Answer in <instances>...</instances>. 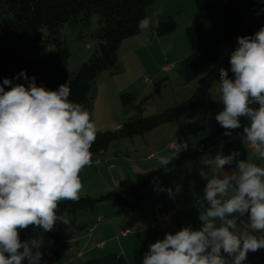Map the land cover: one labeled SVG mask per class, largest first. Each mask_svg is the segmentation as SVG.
Listing matches in <instances>:
<instances>
[{"label": "trees", "instance_id": "obj_1", "mask_svg": "<svg viewBox=\"0 0 264 264\" xmlns=\"http://www.w3.org/2000/svg\"><path fill=\"white\" fill-rule=\"evenodd\" d=\"M154 1L0 0V187L5 177L33 172L80 153L102 154L112 142L179 119L205 120L216 108L209 92L218 77L229 70L250 68L264 54V22L251 26L242 0H194L197 15L185 28L189 53L181 60L179 73L189 82L204 65L210 64V69L199 78L192 94L154 116L132 117L115 130L76 137L78 122L91 108L90 94L97 77L105 71L118 70L117 51L123 40L148 29L157 37L174 32L176 22L171 16L160 18L155 26L149 24L147 8ZM93 14L99 16V26L91 33L98 49L68 73L70 52L61 28L64 24L86 28ZM47 47L54 49L35 55L37 49ZM16 71L29 78V88L17 83ZM161 85L163 81L156 90ZM120 99L127 106L134 96L121 93ZM236 106L235 115L224 118L198 145H215L224 134L250 135V125L258 111L248 104ZM199 129L208 127L203 124ZM186 153L185 149L170 156L125 192L72 197L41 207H37L34 196L13 198L10 208L18 219L0 230V264L57 263L70 246L60 236L69 224L66 217L95 209L106 201L140 210L147 197L145 189L164 171L183 161ZM4 212L0 213V221ZM37 229H44L49 235L47 246L26 241L27 234ZM208 247L221 264H264V198L228 224L227 235ZM84 264L128 263L121 254L111 253L88 259ZM189 264H205V259L198 256Z\"/></svg>", "mask_w": 264, "mask_h": 264}, {"label": "rangeland", "instance_id": "obj_2", "mask_svg": "<svg viewBox=\"0 0 264 264\" xmlns=\"http://www.w3.org/2000/svg\"><path fill=\"white\" fill-rule=\"evenodd\" d=\"M242 3L245 17L251 26L259 21L264 22V0L257 2L242 0ZM258 12L262 15L257 16ZM196 15L194 0H155L147 8V18L151 26H155L160 18L171 16L176 22L174 32L154 38L150 42L148 29L144 35H139L136 42L120 47L117 54L118 70L105 71L97 77L90 94L91 108L78 122L76 137H84L96 131L115 130L132 117L154 116L170 106L181 103L192 94L199 78L210 69V64L204 65L198 70L197 77L189 82H185L179 73L180 62L189 53L185 28L192 23ZM98 26V14L91 16L90 24L86 28H72L68 24L62 26L61 35L70 52L66 65L68 73L74 72L98 49V42L91 37V33ZM42 33H46L45 29ZM53 49L40 48L34 53L40 56L52 52ZM258 61L259 66L256 67L255 63ZM258 61L253 63V72L242 68L244 75L240 78L239 75H235L238 76L235 79L236 84L231 80L222 85L218 83L212 85L209 95L216 108L205 120L179 119L132 138L112 142L102 154L80 153L66 160L41 166L33 171L38 177L35 184L27 181L31 172L3 178L0 187V213L5 212L0 221V230L14 224L18 219L15 210L10 208L13 198L34 196L37 207H41L72 197L84 195L97 197L109 191L125 192L129 185L143 180L170 156L186 149L188 154L183 161L172 170L164 171L145 189L147 197L142 202L141 210L133 211L112 201H106L95 209L76 212L66 217L65 220L69 224L61 231L60 236L70 246L58 264L67 261L74 262L72 264H84L86 260L96 257L95 255L101 257L119 253L122 248L131 264H145L126 246V242L132 238L135 231L143 232L141 233L143 240L136 236L135 239L147 253L152 252L149 258L153 262L150 264H165V261H160L156 257L160 251L165 254V251L170 250L177 259L181 258L180 254H189L193 248L199 246L192 237L198 238L200 230L194 226L201 225L202 222L193 219L188 213L193 212V207L197 210L206 208L204 198L207 184L222 179L215 177L209 181V174L216 173L218 168L223 167H219L221 163L217 153L220 151L228 153L229 150L237 149V167L246 166L239 178H243L245 172L248 173L247 163H252L250 159L253 154L249 137L241 135H223L217 144L206 147L198 145V142L210 135L208 133H212L224 118L233 117L237 103L256 105L264 101V54L259 56ZM166 66H173V69L165 71L163 68ZM258 74L260 78H252ZM14 78L24 89L31 86L29 78L23 72L16 71ZM161 81L163 85L156 90V85ZM121 93L133 95L134 100L123 106ZM258 121L257 117L250 125V129L257 126ZM203 124L208 129H199ZM207 156L214 160L210 163L208 171ZM237 167L235 166L236 169ZM250 178L252 177L246 179ZM159 201L165 206L160 211L163 216L178 205L181 210L172 220L175 225L171 227L172 233L178 234L176 240L170 243V240L163 242L158 239V244L154 246L153 241L146 236L162 229L159 226L151 228L152 222L158 218L159 212L154 211V207ZM181 214L186 219L179 217ZM163 225L169 227L168 224ZM226 229L227 227L224 228V233L227 235ZM122 231H126L125 238L121 237ZM161 231L167 236L170 235V229L166 227ZM251 233L258 235L255 230H251ZM26 241L35 246L45 247L50 243V237L44 229H37L27 234ZM100 243L105 244L103 250L98 249ZM78 253H83V258L76 259ZM212 260L218 263L215 257H212Z\"/></svg>", "mask_w": 264, "mask_h": 264}, {"label": "crops", "instance_id": "obj_3", "mask_svg": "<svg viewBox=\"0 0 264 264\" xmlns=\"http://www.w3.org/2000/svg\"><path fill=\"white\" fill-rule=\"evenodd\" d=\"M249 1H251V0H249ZM260 13L261 12H258L257 16L262 15ZM261 22H263V21H261ZM145 33L146 32L144 31L139 35H144ZM139 35L123 40L120 47H122L123 45H125L127 43L136 42V39L138 37H140ZM143 37H146V36H143ZM148 38H149L148 41L151 42V40H153L154 38H157V36L150 33V35H148ZM120 47H119V49H120ZM119 49L117 51V54L119 53ZM259 62L260 61L255 63L256 67L259 66ZM245 70L250 72V73L253 72L254 71V65H252L250 68H246ZM243 73H244L243 69L226 71L223 74H221L214 83H216V84L218 83V85H222L224 83H227L228 81L234 80V82H235L234 84H236L237 82L235 81V79H237L238 76H235V75H239V78H240L242 75H244ZM252 78L258 79V78H260V74L254 75V76H252ZM252 78H250V79H252ZM260 85H262V81L260 82ZM252 106H254L258 111L257 117H258L259 121H258L257 126L250 129V134L253 132L260 133L259 142L261 144V147L258 150H253V154H252V157L250 159L252 161V163L251 162L247 163V166L249 168L248 173L245 172V175H243V178L238 177L241 173H243V170L246 169V166L244 165L241 168L237 167L236 160L238 159V153L236 151L237 150L236 148L233 150H229L228 153L225 151H220L217 153L218 160L221 163V165L219 167H222V166L223 167L218 168L216 173L211 172V174H209V177H210L209 181H211L212 178L218 177V178H222V179L226 180L228 184L226 186L221 187V188L214 190V191H209V190H207V187H206L205 191L207 193H206V196L204 198L206 208H202L201 210H197L196 207H193L194 208L193 212L188 213V214H191L193 219H196L197 221H200L203 224V225L201 224V225L194 226V228H198L200 230V235L198 234V238L192 237L196 242H198L199 246L197 248H200V249L193 248L192 251L187 255H186V253L180 254L181 256H179V257H181V258L183 257L182 259L181 258H178V259L175 258L172 251H170V250L165 251V254H164V252L160 251V253H158L156 257L160 261H162V260L165 261L164 262L165 264H189L190 262L194 261L198 256H202L205 259V264H209V263L210 264H212V263L213 264H221L218 260H217L218 263L215 262L214 260H212V257H214V256L210 252L208 245L212 241H214L215 239L225 237L226 233H224L225 232L224 228L227 227L226 230L228 233V224H230L234 220H236L240 214H245V213L251 211L254 208L256 201L260 198H264V101L262 100L260 103H258L256 105H252ZM256 118L253 120L252 124L254 123ZM224 135H226V134H224ZM238 135H240V134H238ZM232 136H236V135H232ZM241 136H244V135H241ZM245 137L248 138L249 136H245ZM200 146L206 147L207 145H200ZM206 149H208V148H206ZM187 154H188V150H187L186 156H187ZM213 161L214 160L211 156H207L206 162H208V165H209L206 168L207 171L210 168V163ZM235 166L237 167V169L235 168ZM11 177H13V176H11ZM248 177H252V178L247 180L246 178H248ZM37 179H38V177H37ZM164 207L165 206H164L163 202H161V201H159V203L155 204L154 211L159 212V214H158V218L155 219V221H153L152 225H151L152 229H155V227H157V226L161 227L162 229H160L159 232H157L153 235L151 234L150 236H146L149 240L151 239V241H153L154 246H156L158 244V242H159L158 239L163 241V242H167V240H170V243H171V242H174L176 240V238L178 237V234L172 233L171 227L175 226L172 223V220L174 218V215L181 210V207H180V205L176 206V208L174 210L172 209L169 211L170 213H167L166 215H164L167 218L161 220L160 216H161L162 212H160V211ZM141 209H142V205H141ZM133 211H136V210H133ZM185 213H187V212H185ZM179 217H181L183 220L186 219L184 217V215H182V214L179 215ZM100 219H101V217H99L98 221H100ZM163 224H168L169 227L166 225H163ZM164 227L170 229V232H169L170 235L167 236L164 234L165 232L161 231V230H163ZM123 232H125V231H122L121 237L125 238L126 235H123ZM141 233H143V232L135 231L132 234V238H130L126 242V246H128L130 248V252L133 250L134 254L137 255V259L140 262L142 260L145 262V264H150V262H153L151 260V258H149L150 254H152V252L147 253V251L142 247V245L138 241H136V239H135V236H136V238L143 240ZM104 248H105V244L103 245V243H100L98 245L99 250H103ZM121 250H122L121 252L123 254L121 252H119V253L116 252V254H121L124 258H126L127 253H125V251H123V248ZM83 256H84L83 253H78L76 255V257H77L76 259H81V258H83ZM95 256L96 257H93V258H97L98 255H95ZM206 257H207V259H206ZM212 261H214V262H212ZM126 262L128 264H131L127 258H126ZM72 263H74V262L67 261L64 264H72ZM55 264H58V262Z\"/></svg>", "mask_w": 264, "mask_h": 264}, {"label": "built area", "instance_id": "obj_4", "mask_svg": "<svg viewBox=\"0 0 264 264\" xmlns=\"http://www.w3.org/2000/svg\"><path fill=\"white\" fill-rule=\"evenodd\" d=\"M253 1H258V0H253ZM163 69H164L165 71H169V70L173 69V66H166V67H164ZM145 82H146V81H145ZM147 82H150V81H147ZM259 138H260V133H258V132L251 133V134L249 135V139H250V142H251V148H252L253 150H258V149H260L261 144H260V142H259ZM88 164H89V165H92V163H90V162H88ZM94 164H95V163H94ZM27 181H28L30 184H35V183L37 182V175H36V173H35V172H31V173L29 174V176H28ZM227 184H228L227 181L222 180V179H218V180L215 181V182H209V183L207 184V190H209V191H214V190H217V189H219V188H221V187L226 186ZM160 217H161V220L167 218V217H165V216H163V215H161ZM125 234H126V231L123 232V235H125Z\"/></svg>", "mask_w": 264, "mask_h": 264}]
</instances>
